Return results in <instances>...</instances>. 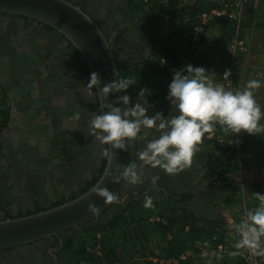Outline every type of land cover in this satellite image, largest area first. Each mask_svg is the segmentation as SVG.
<instances>
[{
  "label": "rangeland",
  "instance_id": "rangeland-1",
  "mask_svg": "<svg viewBox=\"0 0 264 264\" xmlns=\"http://www.w3.org/2000/svg\"><path fill=\"white\" fill-rule=\"evenodd\" d=\"M72 1L81 5V8L96 20V24L113 48L119 68L150 61V64L138 68L136 81L128 92L132 97L131 103L138 102L137 94L141 89H147L151 93L147 98L149 103L147 114L154 115L160 112L164 116L171 115L170 104L166 99L167 80L157 72L156 69L160 66L155 68V62L151 57L157 49L156 44L168 39L173 33L170 23L160 14L167 0H152L148 3L142 0H117L116 5L110 0ZM189 1L193 0H183V3ZM209 1L220 3L222 0ZM248 1L251 5L245 9L246 13L241 17L239 29L235 30L241 42L240 46L232 45L230 25L211 26L203 37V43L197 48L201 61L199 66L216 75L211 77L215 83L234 91L243 90L251 79L260 80L261 87L254 90V95L264 110V0ZM97 9L98 12L95 14L93 10ZM53 37H55L53 34L44 32L40 26L32 22L26 23L19 18L0 16V107H4L5 98L7 105L11 99L17 116L15 122L16 124L21 122L22 127L18 139L14 136L13 129L8 126L0 135L2 143L0 216L3 209L16 215L19 211L33 209L35 205L49 207L53 202L63 198L60 193L65 179H71L69 184H73L72 181L78 177L79 180L91 179L90 171L87 172L83 168L79 170L78 176V171L73 168L79 161L74 152L62 150V153L67 155L66 162H71L69 165H62L61 161L51 157V150L57 151L59 144L62 146L64 143L68 147L75 145V141L71 140L68 133L65 139H62V134L60 137L56 135L59 123L56 113L51 118L54 126L45 129L42 122L43 114L38 108V104L40 102L44 104L43 100L48 96L45 88L50 80L47 65L54 61L61 62L62 58L66 57L63 51L62 53L59 51L61 42H57ZM145 48L149 50L148 54ZM173 49L180 55L184 54V50L179 47ZM232 61V82L227 86V81L221 78L225 70L232 65ZM2 87L7 94L5 98L1 91ZM261 122L264 123V120ZM220 132L227 146L217 147L213 143L212 134L205 136L192 159H197L213 177L220 175V182L235 187L237 193L233 197L235 207L244 203L247 209L255 208L258 201L253 193H264V135L250 136L240 133L243 134V144L239 157L234 158L228 157L226 152H232L234 148L232 140L236 139V135L229 137L223 131ZM155 135L154 130H150V135L146 139H151ZM206 140L210 142L206 143ZM145 143L146 140L136 141L135 165L141 176L140 182L129 183L124 202L107 211L100 218L101 221L109 220L134 201L142 200L140 205L143 207L152 204L163 206V202L175 207V200L172 201L173 195L170 193L173 185L176 191L179 190V194L185 196L189 194L192 182L189 179L188 167L181 171L180 175H171L158 167L144 165L139 160V153ZM44 147L49 149L47 154ZM99 163L98 158L94 165V175H97ZM90 164L91 162L89 166ZM44 166L49 168V172L44 173L46 171ZM239 167L244 170L241 174ZM154 177H158L155 183ZM80 186L85 187L84 184ZM229 196L230 192L222 186V209L228 205ZM97 223L98 221H95L93 225ZM128 228L131 229V233L106 230L96 236H93V233L83 234L80 230L75 231L77 233L73 238L72 251L79 252L84 248V254H79L77 264H96V260L101 257L103 238H108L104 245L109 242L111 246L119 249L123 254L121 260L124 264L157 263V259L153 257L159 255L158 249L162 245L159 239L150 230L146 232L147 238L141 239L137 235L139 233H136L138 228L135 224H129ZM125 229L127 228L124 227L122 230ZM67 235L68 233L62 235V240ZM196 257L189 254V258H192L195 264H200ZM260 258L264 264V256ZM0 264H76V260L68 251L61 250L58 241L49 240L32 250L20 249L0 253Z\"/></svg>",
  "mask_w": 264,
  "mask_h": 264
},
{
  "label": "clouds",
  "instance_id": "clouds-1",
  "mask_svg": "<svg viewBox=\"0 0 264 264\" xmlns=\"http://www.w3.org/2000/svg\"><path fill=\"white\" fill-rule=\"evenodd\" d=\"M148 54V49L145 48ZM214 73L201 66L187 64L172 73L166 99L169 101L171 115L160 112L148 115L147 89L138 92V102L131 103L128 89L130 80L118 78L104 84L99 96L105 101L120 93L117 99L103 105L104 111L98 112L89 121V131L104 148L103 157L113 160L112 151L126 152L129 144L146 140L139 153L144 165L159 168L167 174L175 175L192 163L194 154L199 150L205 134H214L219 128L229 137L244 133L250 136L264 135V110L257 102L254 90L261 87V81L251 79L243 90H231L211 77ZM230 71L225 70L221 79L229 81ZM101 84L98 73H91L85 86L91 94ZM118 105H122L118 106ZM79 119V113L73 117ZM154 130L156 135L146 139ZM111 149V151H110ZM106 175L112 183L121 181L136 184L141 180L137 165L121 166L115 164L113 171ZM158 177L153 178L155 183ZM102 195L111 199L106 189H98ZM258 201L255 208L245 210V219L236 225L241 239L235 248H247L256 256H264V193H253ZM90 210L91 205L89 206ZM233 252L231 255H238Z\"/></svg>",
  "mask_w": 264,
  "mask_h": 264
},
{
  "label": "trees",
  "instance_id": "trees-1",
  "mask_svg": "<svg viewBox=\"0 0 264 264\" xmlns=\"http://www.w3.org/2000/svg\"><path fill=\"white\" fill-rule=\"evenodd\" d=\"M220 3L210 2L209 0H193L185 3H183V0H167L165 7L162 8V12L160 14L170 23L171 27L173 28V33L168 39L161 42L157 52H155L151 56L155 62V68L160 66V68L156 70L163 79L167 80V86L171 82L173 71L179 70L187 64H191L193 67L200 65L201 61L198 57L199 53L197 51V48L200 47L203 43V37L207 30L211 28V26H221L222 24L230 25L232 32L231 41L237 34V32L235 31L237 30V25L235 22L229 20L227 17H213L212 19L207 21L204 27V31L203 33H201L200 40L196 44V49H192L190 40L194 35L195 29H197L201 24V15L210 13V11L214 9H219ZM250 5L251 3L247 0L245 9H247V7H249ZM245 9L243 11V14L246 13ZM0 16L5 17L6 15L0 14ZM22 20H24L26 23L31 22L28 19ZM40 28L46 33L53 32V30L47 26H41ZM184 36H187L188 40V43L186 45H184ZM61 40H63V38H60L58 42H62ZM172 45L173 47H179L183 49L184 54H178L176 50L173 49ZM67 48L72 49L69 44L67 45ZM147 63L150 64V61H147L143 64H132L130 66L122 68L118 67V78H126L133 84L136 81L138 68L144 66ZM82 66L84 67V65ZM84 72L86 75V79L89 82L90 76L85 67ZM130 88L128 89V92ZM1 91L5 98L7 94L4 87L1 88ZM92 92L94 94V102L88 103L85 106H87L89 110L97 112L98 103L94 90H92ZM3 105V108L0 107V135L2 131L7 128L10 118L9 107L7 105L6 98L4 99ZM208 135L209 134H205L206 137ZM222 135L223 134L218 129L214 134H212L213 143H215L217 147V137H222ZM208 142L210 141L206 140V143ZM1 149L2 143L0 139V151ZM105 163L106 159H104L103 157L97 175L94 176L91 181L86 184L85 188H81L78 191L72 193L70 196L66 198L63 197L60 200L53 202L49 207L40 208L39 206H36V212L59 206L83 194L98 180L105 167ZM210 176L212 178L213 184L220 185L221 187L223 186L230 192L229 203L224 207L226 210H230L231 207H234L235 205V203H233V197L237 195L235 187L225 185L222 181L220 182V175H214L215 177H213V175ZM140 202H142V200L127 204L123 210H121L119 213L115 214L105 222L101 221L99 217L97 219V224L80 229V232L83 234L93 233V236H96V234H100L101 232L106 230L109 232L120 231L119 233L127 234L131 233V229L128 228L129 224H135L136 228H138V230H136V233L138 232L139 234L137 235H139L142 239V237L147 238L146 232L150 230L162 243L161 247L158 249L159 255H154L153 257L157 259V263L148 262L135 264H161L160 262H162V264H167V261L177 260L182 255H187L188 258L186 259V261L178 262L177 264H192L194 261L191 260L192 258H189V254L191 253L193 256H197L196 258H198V260H202L200 259V255L202 249L204 248V244L211 248H216L218 245L228 246V250L226 254H221L219 256H209L207 262L200 261V264H242L239 259V254L231 255V253L238 252V250L235 248V239H230L227 234L225 217L222 214L217 219L213 220L198 219L194 214L187 211L186 209L173 207L168 203L163 202V206L152 204V206L143 207L140 205ZM33 213L35 212H29L24 215L20 214L17 217H23L31 215ZM124 227H126L127 229L122 230ZM76 233L77 232L75 231L68 232V235L62 241L61 250L68 251L72 255L73 259L76 260L77 264V262H79V254H84V248H82L79 252L72 251L71 246ZM106 240H108V238H103L104 243ZM104 243H102L100 249L101 257L100 259L96 260V264H124L121 260L123 254L120 253L119 249L111 246L109 242L107 245H104ZM193 264H195V262Z\"/></svg>",
  "mask_w": 264,
  "mask_h": 264
},
{
  "label": "water",
  "instance_id": "water-1",
  "mask_svg": "<svg viewBox=\"0 0 264 264\" xmlns=\"http://www.w3.org/2000/svg\"><path fill=\"white\" fill-rule=\"evenodd\" d=\"M0 14L50 27L56 37L63 38L64 44L72 47L89 76L98 73L101 84L94 88L98 103L96 114L104 111L105 103H111L120 95L116 93L107 101L99 96L104 84L118 79V66L106 36L82 8L68 0H0ZM112 155L113 160H106L95 184L77 198L31 215L0 219V253L32 250L57 237L61 248L62 235L92 226L115 205L122 204L129 183H112L106 173L113 171L115 164H135L136 141L128 145L126 152L112 151ZM98 189H106L112 198L105 197ZM90 205L94 210H90Z\"/></svg>",
  "mask_w": 264,
  "mask_h": 264
},
{
  "label": "crops",
  "instance_id": "crops-1",
  "mask_svg": "<svg viewBox=\"0 0 264 264\" xmlns=\"http://www.w3.org/2000/svg\"><path fill=\"white\" fill-rule=\"evenodd\" d=\"M110 1H114L115 5L117 4V0ZM112 9L114 10L115 8L112 7ZM93 11L96 14L98 9ZM87 14L94 19L89 13ZM53 38H55L57 42L60 40L58 37V39H56V36ZM61 41L59 51L60 53L63 51L66 57L62 58L63 61L61 62L54 61L47 65L50 80L47 82L45 88L46 91H48V96H46L45 100H43L44 104L41 102L38 104V108L40 109L41 114H43L42 122L45 129L47 127L52 128L54 126L51 118L56 113V116L59 119L56 135L60 137L62 134V139H65L68 137V133L71 140L75 141L74 146L72 145L68 147L62 143V146L59 144V151H56V149L51 150L52 159L55 158L56 160L61 161L62 165H69L71 162H66L65 158L67 155L63 154L62 150L64 149L69 153L74 152L76 158L79 160L73 166V168L78 171V176L80 174L79 170L83 168L87 172L90 171L92 179L96 176L94 175L95 161L98 158L100 159L98 167L99 170L103 158V151L106 145L99 144L89 131V121L94 117V115H96V112L89 110L87 106H85L88 103L94 102V94L93 92L89 94V90L85 87L88 84V81L86 79L84 67L79 63L76 53L72 49H68L63 40ZM160 44L159 42L156 44L157 49L155 52L159 49ZM144 54L146 55V53ZM8 105L10 117L8 127L13 129L14 136L18 139L19 131L22 128L21 122L17 124L15 122L17 116L11 99L8 100ZM76 113H79L78 120L73 118ZM37 126H39V124ZM17 139L15 141H17ZM44 149L47 154L49 149L47 147H44ZM90 162L91 164L89 166ZM84 164L86 165L84 166ZM45 168L46 171H44V173L49 172V168ZM188 169L190 174L189 179L192 182L189 194H187V196H185V194H179V190L176 191V187H174V185L172 186V189H170V193L173 195L172 201L175 200L174 203H176L175 207L186 209L194 214L198 219L213 220L217 219L221 214L226 217L229 211L225 208L222 209V187L212 183L210 174L207 173L206 169L202 167L197 159H192V163ZM177 175H180V172L177 173ZM91 179L88 180V178H84V180H79L78 177L73 180L74 182L72 181L73 184H69L71 179H65L64 185L61 188V197L70 196L72 193L84 187L80 185L84 184L86 186Z\"/></svg>",
  "mask_w": 264,
  "mask_h": 264
},
{
  "label": "built area",
  "instance_id": "built-area-1",
  "mask_svg": "<svg viewBox=\"0 0 264 264\" xmlns=\"http://www.w3.org/2000/svg\"><path fill=\"white\" fill-rule=\"evenodd\" d=\"M144 3H148L152 0H142ZM247 3V0H222L220 3V8L219 9H214L210 11V13H206L201 15L200 21L201 24L200 26L195 29L194 35L192 36L190 40V45L192 49H196V44L200 40L201 33L204 31V27L207 23L208 20L212 19L213 17H227L229 20L233 21L237 25V29L241 20V17L243 15V11L245 9V5ZM184 45L188 43L187 36H184ZM232 45L235 47L240 46L241 42L237 38V34L234 36L232 39ZM230 71V76H229V81H227V86L231 85L232 82V71H233V61L232 65H230L229 69ZM217 144L220 147H225L227 146V142L225 139L222 137H217ZM233 146L234 148L232 149V152H226V155L228 157H236L238 158L240 155V147L243 144V134L236 135V139L233 141ZM240 174L241 172H244L241 167H239ZM247 207L245 206L244 203L240 206H234L232 209L229 210L227 216L225 217V223H226V229H227V234L230 239H235V245L236 243L241 239L239 233L236 230V225L239 224L242 220H244L245 217V210ZM228 250V246H223V245H218L216 248H211L204 244V248L201 251L200 255V260L201 262H207L209 256H219L221 254H226ZM239 253V259L242 264H263L260 256L254 255L251 251H249L247 248H241L237 249ZM188 258L187 255H182L179 257L177 260H169L166 263L167 264H177L178 262H184ZM162 264V262H160Z\"/></svg>",
  "mask_w": 264,
  "mask_h": 264
},
{
  "label": "flooded vegetation",
  "instance_id": "flooded-vegetation-1",
  "mask_svg": "<svg viewBox=\"0 0 264 264\" xmlns=\"http://www.w3.org/2000/svg\"><path fill=\"white\" fill-rule=\"evenodd\" d=\"M68 1H70V2H72L73 3V1L72 0H68ZM73 4H75V3H73ZM75 5H77V6H79L80 8H81V5H79V4H75ZM5 17H9V16H5ZM38 25V24H37ZM41 27V26H40ZM38 206V205H37ZM40 208H46V207H43V206H39ZM36 206L35 207H33V209H30V210H28V211H25V212H23V211H19V212H17V214L16 215H14V214H11L8 210H5V209H3V211H2V214H1V216H0V219H4V218H6V217H17L18 215H20V214H27V213H32V212H36ZM53 240H55V241H58L59 240V237H57L56 239H53Z\"/></svg>",
  "mask_w": 264,
  "mask_h": 264
}]
</instances>
